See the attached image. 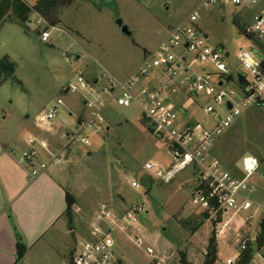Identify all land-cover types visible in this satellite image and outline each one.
<instances>
[{
    "label": "rangeland",
    "instance_id": "1",
    "mask_svg": "<svg viewBox=\"0 0 264 264\" xmlns=\"http://www.w3.org/2000/svg\"><path fill=\"white\" fill-rule=\"evenodd\" d=\"M24 1L30 7L37 3ZM206 1L115 0L109 7L71 0L60 13L61 23L56 27L61 31L53 32L48 43L41 41V34L49 23L40 24L42 20L37 13L30 16L28 35L13 23L1 29L0 59L9 56L17 70L14 79L0 84V134L11 138L16 135L19 156L27 147L22 148L18 143L23 144V140L28 143L30 133L54 143V148L51 145L54 152L63 150L62 164L50 169L58 171L56 175L63 174L62 183L74 198L71 212L66 214L73 230L70 240L73 247L82 236H87L103 204L111 206L116 214H123L140 203L145 210L139 223L118 236L120 264H181V253L193 264H203L212 236L216 237L221 264L228 258L241 257L239 246L244 240H250L253 251L251 260L245 264H264V247L259 250L256 244L264 218V99L245 112L216 145L223 166L238 177L242 176L245 157L256 158L260 165L249 180L255 189L251 195L255 205L229 220L225 236H217L220 220L216 217L207 219L194 232L203 212L192 202L197 183L191 168L167 185L151 181L150 189L132 187L134 181L146 180L143 166L148 161L163 167L170 163L164 141L151 131L137 106L111 105L106 112L108 132L102 136L89 135V146L70 144L71 137H67L75 132L77 120L81 123L85 116L83 97L66 93L67 85L78 76L96 83L104 72L120 80L130 78L167 31L186 21L193 11L200 14L196 26L203 39L226 49L231 54L228 62L231 71L235 78L241 76L245 71L239 66L237 56L242 47L249 46L245 31L252 25L256 9L224 4L222 0L206 7ZM118 19L132 31L131 38L122 33ZM156 74L153 71L146 80L154 79ZM167 87L170 88L169 83ZM59 98L66 107L61 108L55 121L39 128L38 116L46 113ZM69 110L74 116L69 115ZM218 112L227 113L224 107L218 108ZM208 118L199 114L196 120L214 125ZM233 214L234 211L229 212L228 218ZM135 237L141 238L142 244L136 245Z\"/></svg>",
    "mask_w": 264,
    "mask_h": 264
},
{
    "label": "built area",
    "instance_id": "2",
    "mask_svg": "<svg viewBox=\"0 0 264 264\" xmlns=\"http://www.w3.org/2000/svg\"><path fill=\"white\" fill-rule=\"evenodd\" d=\"M218 1L207 0L205 6ZM222 1L236 7L256 9L253 23L245 31L249 46L242 47L237 56L239 66L245 71L238 78L228 65L230 57L226 50L203 39L196 26L200 14L193 11L186 21L167 31L157 48L148 53L130 78L120 80L104 72L96 83H89L84 76H78L66 87V93L83 97L85 109V116L81 123L76 124L75 132L67 134L68 138L71 137L70 144L78 142L89 146V135L102 136L108 132L105 121L111 105L124 108L137 106L151 131L164 141L170 155V163L165 167L151 161L144 164L146 181L167 185L191 168L197 183L192 202L210 217H220L217 236H225L229 220L234 215L254 207L251 195L255 189L249 180L260 165L256 158L245 157L242 176L238 177L228 171L212 151L244 113L264 99V0ZM40 19V24L47 23ZM55 31L61 30L48 25L47 30H42L41 41L48 43ZM157 70L164 73L166 84H147L146 78ZM182 92L188 95L187 101L203 97L204 100L195 101L201 104V114L215 124L210 125V121L206 124L199 120L184 121L186 101L175 99ZM63 107H66L65 101L57 99L46 113L38 116L37 126L43 128L55 121ZM221 107L226 109L225 115L219 114L218 108ZM28 143L30 147L23 152L21 162L32 167L34 177L46 172L50 166L62 164L63 150L54 153L50 151L48 142L33 136L29 137ZM40 149L47 152V157H42ZM132 187L145 188L142 180L134 181ZM144 208V204L139 203L123 214H116L111 206L103 204L94 216L87 236L77 243L73 264H120L121 257L117 252L119 233L139 223ZM231 211L234 214L228 218ZM225 218L226 222L223 221ZM133 241L136 245L142 244L139 237ZM249 242L244 240L239 246L241 255L250 248ZM148 252L153 253V250ZM240 258H228L225 264H236Z\"/></svg>",
    "mask_w": 264,
    "mask_h": 264
},
{
    "label": "crops",
    "instance_id": "3",
    "mask_svg": "<svg viewBox=\"0 0 264 264\" xmlns=\"http://www.w3.org/2000/svg\"><path fill=\"white\" fill-rule=\"evenodd\" d=\"M8 24L11 23L5 25ZM226 52L230 60L231 54L227 50ZM156 72V77L146 83L166 84L164 73L160 70ZM187 98L188 95L183 92L175 97L180 102L186 101L187 111L183 113L182 119L196 120L201 114V104L195 100L204 99L199 96L198 99L190 98L187 101ZM193 113L195 114L191 118ZM69 115L74 116L71 110ZM15 138L16 135L11 138L0 134V264H73L77 244L73 247L70 241L73 230L66 220L69 191L67 185L62 183L63 174L59 172L56 175L58 171L49 168L34 177L32 167L21 162ZM38 139L48 142L50 151L54 152V143L43 137ZM18 144L29 149L26 140H23V144ZM39 151L42 157H47V152L41 149ZM212 154L217 157L216 146ZM18 243L27 249L19 263Z\"/></svg>",
    "mask_w": 264,
    "mask_h": 264
},
{
    "label": "trees",
    "instance_id": "4",
    "mask_svg": "<svg viewBox=\"0 0 264 264\" xmlns=\"http://www.w3.org/2000/svg\"><path fill=\"white\" fill-rule=\"evenodd\" d=\"M69 4H71V0H38L35 6L30 7L24 0H2L0 1V30L5 24L13 23L19 25L22 29L27 31L25 34L27 33L28 35V24L30 22V16L33 13H37L40 18H43L45 21H47L50 26L56 27L61 23L60 13L62 12V9L67 7ZM238 26L241 27L240 25ZM242 34L244 35V33ZM257 44L261 46L259 41ZM16 70L17 65L16 63L12 62L9 56H5L3 59H0V84L14 79ZM146 184H148L147 181ZM67 201V213H70L74 198L68 194ZM202 215L203 216H201V220L197 222L198 225L194 227V232H197L204 225L205 221L210 218L208 213H203ZM218 219L220 220V217ZM256 244L259 250L264 247V218L260 224ZM26 252L27 249L21 243H18V263L23 260ZM252 254L253 251L251 248L245 250L238 261V264H245L251 260ZM180 256L181 264H193L187 260V257L184 253H181ZM203 264H221L218 244L215 236H212L209 240L207 253L205 255Z\"/></svg>",
    "mask_w": 264,
    "mask_h": 264
},
{
    "label": "water",
    "instance_id": "5",
    "mask_svg": "<svg viewBox=\"0 0 264 264\" xmlns=\"http://www.w3.org/2000/svg\"><path fill=\"white\" fill-rule=\"evenodd\" d=\"M86 1H92L93 3L96 4V6H99L100 4H102V5H106L109 7L112 6L111 5L112 3L113 4L116 3L115 0H86ZM117 25L121 28V31L125 36L130 37V38L133 36L132 31L129 29V27L126 24H124L122 19L117 20ZM78 59H79V57H77L75 59V61H78ZM229 107L231 108L230 104H229ZM151 184L152 183L150 182L149 185H147L146 181H142V186H144L147 189H150ZM154 264H156V263H154Z\"/></svg>",
    "mask_w": 264,
    "mask_h": 264
}]
</instances>
